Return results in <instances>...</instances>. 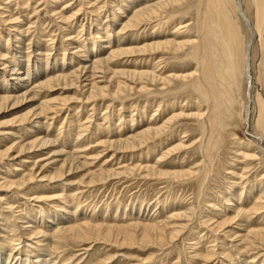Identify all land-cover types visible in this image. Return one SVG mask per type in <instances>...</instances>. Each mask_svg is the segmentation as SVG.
<instances>
[{
	"label": "rangeland",
	"instance_id": "rangeland-1",
	"mask_svg": "<svg viewBox=\"0 0 264 264\" xmlns=\"http://www.w3.org/2000/svg\"><path fill=\"white\" fill-rule=\"evenodd\" d=\"M240 1L249 23L254 22L257 28L256 14L264 18V0H260L259 10L253 0ZM125 2L0 0V55L5 56L0 64L6 63L0 69L23 73L30 66L25 81L28 88L12 86L10 77L0 76V95H10L11 90L17 92L11 96H20L26 90L34 92L33 98L0 111V153L12 148L6 159L0 158L5 161H0V246L4 247H0V264H246L252 258H256L254 264H261L264 244L259 240L264 235V229H260L264 226V209L246 212L253 204L264 203V19L259 32L255 29L249 87L243 76L249 34L236 14V0H182L142 23L143 30L121 31L120 21L130 13ZM141 2L134 0L133 5ZM121 9L124 14H120ZM113 18H120L119 22ZM143 25L146 31L151 26L157 28L154 34L165 31L163 39L174 38L183 45L180 49L168 47L136 57L115 58L106 67L117 73L154 71L168 82H152L146 77L135 81L111 72H91L95 75L92 77L88 71L76 83L61 82L40 91L31 88L40 80L59 73L70 75L76 68L77 73L95 59L105 58L117 49V40L118 48L142 44L147 36H153L151 31L144 32ZM107 32L109 45L104 43L108 41ZM98 39L104 43L101 49L91 46L99 43ZM93 83L97 88L105 87L104 91L93 90ZM44 101H50L51 107L38 119L40 126H31L32 132L23 128L28 124L9 122L28 110L32 113ZM246 108L248 126L244 124ZM164 122L166 130H161V137L150 139L146 146L132 150L111 145L150 124L154 128ZM34 136L53 144L20 153V147ZM55 170H62L63 178L51 182L48 178ZM23 175L25 180L34 178L21 185ZM257 191L262 192L261 201L254 199ZM228 218L235 220L225 228L214 227ZM238 223L243 225L240 229ZM243 227L253 234L238 245L239 239L233 234L244 236ZM174 228L178 234L171 239ZM259 231L262 233L254 236ZM159 233L161 241L157 240ZM144 235L153 241H144ZM208 247L215 252L212 258L197 256Z\"/></svg>",
	"mask_w": 264,
	"mask_h": 264
},
{
	"label": "bare ground",
	"instance_id": "bare-ground-1",
	"mask_svg": "<svg viewBox=\"0 0 264 264\" xmlns=\"http://www.w3.org/2000/svg\"><path fill=\"white\" fill-rule=\"evenodd\" d=\"M127 2H125L124 0H123V2H125V3H127L125 6H126V8L125 9H127V11L129 12L130 11V13L127 15V17L125 18V20L123 19V21H120V22H122V25H121V28H119V29H121V31H124V30H132V29H134V28H137L138 29V27H140L141 25H142V23H146V22H148L149 21V19L150 18H152V17H154V16H156V15H158V13L164 8V7H166L167 5H169V4H176V3H178V2H180V1H182V0H156L155 2L153 1V2H146V1H148V0H143L144 2H141V3H137V4H134L133 5V2H134V0H131V3L129 4V2H128V0H126ZM135 1H137V0H135ZM219 1V0H218ZM108 2V1H107ZM220 3V2H219ZM121 4H123V3H121ZM221 4V3H220ZM253 4H254V6H255V8L257 9V10H259L260 8H261V3H260V0H253ZM106 5V4H105ZM214 5V4H213ZM219 5V4H218ZM124 6V5H123ZM124 6V7H125ZM253 6V5H252ZM118 7V6H117ZM123 7V8H124ZM128 7V8H127ZM235 7H236V14H237V16H238V18L242 21V23L244 24V26L246 27V29H247V31H248V34H249V38H248V40H247V42H246V46H245V51H244V54H243V70H244V72H243V76H244V79H245V81H246V84L247 85H249V87H250V82H251V77H250V55H251V51H252V45H253V41L255 40V36L257 35L256 34V30L255 29H257V31L259 32V29H260V25H261V23H262V21H263V16L261 15V13H257L256 14V20H258V23H256L257 24V28H255L252 24L254 23H252V24H250L249 23V21H248V19L246 18V16H245V14H244V11H243V9H242V5H241V1L240 0H236V2H235ZM215 8V7H214ZM219 8H220V6H219ZM222 8V7H221ZM124 9V10H125ZM131 9V10H130ZM7 10V9H6ZM97 10H99V9H97ZM122 10V9H121ZM214 10V9H213ZM119 11V10H118ZM117 11V12H118ZM112 12V11H111ZM223 12V11H222ZM221 12V13H222ZM53 13V12H52ZM114 13H116V12H114ZM114 13L112 14V15H114ZM111 14V13H110ZM118 14V13H117ZM120 14H124V12H123V10L120 12ZM119 14V15H120ZM126 14V13H125ZM217 14V13H216ZM218 15V14H217ZM110 16V15H109ZM221 16V15H220ZM11 17V16H10ZM113 17V16H112ZM111 18V17H110ZM114 19V18H113ZM119 19L120 18H115L114 20H112V21H114V22H119ZM107 20V19H106ZM239 21V20H238ZM111 22V21H110ZM113 22V23H114ZM224 22V21H223ZM113 23H111V25H113ZM93 24V23H92ZM105 25V24H104ZM103 25V26H104ZM118 25H119V23H118ZM158 25V24H157ZM232 25V24H231ZM101 26V25H100ZM99 26V27H100ZM107 26V29L109 28L108 27V24L106 25ZM115 26H117V24H115ZM145 25H143V27H144ZM102 27V26H101ZM100 27V28H101ZM113 28H114V26H112ZM152 27V26H151ZM150 27V30H149V28H147L149 31H151L150 33H151V35H153V36H147L146 38H145V40H142L143 42H142V44H140V45H138V46H133V47H125V48H118L119 46H120V42H119V40H117L116 42H114V45H115V47H117V49L116 50H112V51H110L108 54H107V56L105 57V58H97V59H95V61L91 64V65H89L88 67H86V66H83V67H85V68H82V66H79V68H82L81 70H79V72H77L76 73V69L74 70L75 72H72V71H70L71 72V74L70 75H66V76H61L62 75V73H59L60 74V76L61 77H59L58 75L57 76H53L54 78H50V77H46L47 79H44V80H40V82H37L38 80L36 79V82H37V84L35 85L34 84V86L33 87H31V88H35L34 90H43V89H47V90H49V89H51L52 88V86H53V84H61V82H63L65 85H67V83H72L73 81L76 83V81L75 80H80L81 78L80 77H82V75L83 76H85V75H87L89 72L88 71H90V73L91 72H95V73H100V74H107V73H110L111 71H108V66L106 67V64L108 63H110L109 62V60H112V59H115V58H119V57H128V56H133V55H135V57H136V55H142V54H145V53H151V52H155V51H158V50H163V49H165V48H168V47H173V48H175V49H180V47L183 45L181 42H178V41H176V39H174V38H164L163 39V37L164 36H166V35H163V34H165V31H163L164 33L162 34V32L161 33H156V34H154V28H151ZM157 27V26H156ZM160 27V26H159ZM222 27V26H221ZM226 27V26H225ZM224 27V28H225ZM21 28V27H20ZM103 28V27H102ZM141 28V27H140ZM145 28V33L146 32H149V31H146V27H144ZM263 28V27H262ZM96 29H97V27H96ZM99 29V28H98ZM97 29V30H98ZM142 30H143V28H141ZM140 29V30H141ZM157 28H155V30H156ZM226 29V28H225ZM233 29V28H232ZM9 30H11V29H9ZM15 30H17V29H15ZM14 30V31H15ZM93 30V29H92ZM96 30V31H97ZM100 30V29H99ZM105 30H106V28H105ZM109 30V29H108ZM107 30V31H108ZM113 30V29H112ZM118 30V29H117ZM136 30V29H135ZM140 30H138V33L140 32ZM161 30V29H160ZM159 30V31H160ZM227 30V29H226ZM91 31V30H90ZM95 31V32H96ZM101 31H103V30H100L99 32L100 33H103V32H101ZM115 31V30H114ZM121 31H118V32H121ZM158 30H156V32H157ZM237 31H239V30H237ZM23 32V31H22ZM105 32V31H104ZM112 32V31H111ZM142 32V31H141ZM143 32V33H144ZM228 32V31H227ZM234 32V31H233ZM11 33V32H10ZM16 33H17V31H16ZM91 33V32H90ZM143 33L141 34V36L143 35ZM167 33V32H166ZM225 33H226V31H225ZM240 33V32H239ZM239 33H237V34H239ZM262 33V32H261ZM20 34V33H19ZM97 34V33H96ZM106 35H108V32L107 33H105ZM113 34V33H112ZM13 35H15V32H14V34ZM17 35V34H16ZM90 35V34H89ZM148 35V34H147ZM163 35V36H162ZM168 35V34H167ZM228 35V34H227ZM240 35V34H239ZM11 36V35H10ZM20 36V35H19ZM91 36H94L93 34L91 35ZM98 36V38L100 37L99 35H97ZM96 36V37H97ZM103 36V35H102ZM109 36V35H108ZM113 36V35H112ZM231 36V35H230ZM262 36V35H261ZM13 37V36H12ZM15 37V36H14ZM117 37V36H116ZM9 38V37H8ZM16 39H17V37H15ZM20 38L21 37H19V40H20ZM68 38V37H67ZM92 38V37H91ZM95 38V37H94ZM105 38V37H104ZM112 38V37H111ZM139 38H140V36H139ZM235 38V37H234ZM239 38V37H238ZM237 38V36H236V39H238ZM24 39V38H23ZM87 39H90V38H88L87 37ZM93 39V38H92ZM103 39V38H102ZM102 39L101 40H99V43H93V44H91V46H93V47H95V48H97L98 49V47H99V49H101V47H100V45L101 44H110V36L108 37V41L107 42H104V43H102ZM117 39H118V37H117ZM8 40V39H7ZM26 40V39H25ZM24 40V41H25ZM94 40H96V39H94ZM22 40H20V42H21ZM65 41V40H64ZM82 41H85V40H82ZM90 41H91V39H90ZM136 41H137V39H136ZM231 41H232V39H231ZM9 42H10V40H9ZM87 42V41H86ZM85 42V43H86ZM89 42V41H88ZM233 42V41H232ZM12 44H13V42H11ZM90 43V42H89ZM88 43V44H89ZM239 43V42H238ZM7 44V43H6ZM72 44V43H71ZM236 43H234V45H235ZM241 44V43H240ZM35 45V44H34ZM61 45H62V43H61ZM67 45V44H66ZM69 45V44H68ZM113 45V46H114ZM7 46H8V44H7ZM10 46V45H9ZM20 46V45H19ZM22 46H24V45H22ZM70 46V45H69ZM83 46H85L84 44H83ZM102 46V45H101ZM104 46V45H103ZM112 46V47H113ZM232 46H233V44H232ZM241 46V45H240ZM26 47V46H25ZM30 47V46H29ZM63 47V46H62ZM65 47V46H64ZM80 47V46H79ZM92 47V48H93ZM108 47V46H107ZM234 47V46H233ZM9 48V47H8ZM27 48H28V46H27ZM77 48V47H76ZM75 48V49H76ZM82 48V47H81ZM80 48V49H81ZM83 48H85V47H83ZM82 48V49H83ZM94 48V49H95ZM106 48V47H105ZM109 48H110V46H109ZM108 48V49H109ZM4 49V48H3ZM18 49V48H17ZM21 49V48H20ZM46 49H48V48H46ZM54 49V48H53ZM63 49V48H62ZM66 49V48H65ZM8 50H10V49H8ZM26 50V49H25ZM30 50V49H29ZM28 50V51H29ZM35 50V49H34ZM37 50V49H36ZM49 50V49H48ZM55 50V49H54ZM67 50V49H66ZM69 50V49H68ZM37 51H39V50H37ZM41 51V50H40ZM64 51V50H63ZM76 51H78V50H76ZM80 51V50H79ZM78 51V52H79ZM84 51V50H83ZM103 51V50H102ZM195 51H197V49H195ZM12 52V51H11ZM24 52V51H23ZM34 52V51H33ZM36 52V51H35ZM82 52V51H81ZM89 52V51H88ZM97 52V51H96ZM106 52V51H105ZM15 53V52H14ZM25 53H29V52H26L25 51ZM44 53H45V51H44ZM48 53V52H47ZM50 53V52H49ZM65 53V52H64ZM63 53V54H64ZM80 53V52H79ZM93 53V52H92ZM98 53V52H97ZM100 53H102V52H100ZM66 54V53H65ZM81 54V53H80ZM85 54V53H84ZM89 54H91V52L89 53ZM99 54V53H98ZM242 54V53H241ZM23 55V54H22ZM30 55V54H29ZM28 56V55H27ZM49 56V55H48ZM63 56V55H62ZM64 56H66V55H64ZM63 56V57H64ZM77 56V55H76ZM79 56V55H78ZM83 56V55H82ZM3 57H5V56H1L0 55V60L3 58ZM16 57H17V55H16ZM44 57V59H45V57H46V55H44L43 56ZM102 57V56H101ZM18 58V57H17ZM23 59H24V56L22 57ZM47 58V57H46ZM7 59V58H6ZM15 59V58H14ZM25 59H27V58H25ZM24 59V60H25ZM43 59V60H44ZM47 59H49V58H47ZM80 59V58H79ZM78 59V60H79ZM140 59V58H139ZM30 60V59H29ZM28 60V61H29ZM34 60V59H33ZM77 60V61H78ZM83 60V59H82ZM89 60V59H88ZM87 60V61H88ZM141 60V59H140ZM18 61L19 62H21V60H19L18 59ZM27 61V60H26ZM81 61V60H80ZM7 62V61H6ZM14 62H17V61H14ZM35 62V61H34ZM71 62V61H70ZM142 62V61H141ZM47 63H48V61H47ZM47 63H46V65H47ZM72 63H73V61H72ZM78 63H80V62H78ZM83 63V62H82ZM90 63V62H89ZM19 64V63H18ZM21 64V63H20ZM29 64V63H28ZM35 65H36V63H34ZM1 66H2V68L4 67V66H6V63L4 62V63H2L1 62V64H0ZM23 65H24V62H23ZM77 65V64H76ZM85 65V64H84ZM88 65V64H87ZM38 65H36V67H37ZM40 66V65H39ZM18 67V66H17ZM24 67V66H23ZM47 67V66H46ZM61 67H63V66H61ZM60 67V68H61ZM0 69V76H4V77H10L11 78V80H13L14 81V83H12L11 85L13 86H21V85H23V87L22 88H28V86L27 85H29V82H27V83H25V81H27L26 79L28 78V73H29V71H30V66L28 65V67H27V69H25V71L23 72V73H16L17 71H15L14 69H7V67L6 68H4V69ZM34 68V67H33ZM32 68V69H33ZM53 68V67H52ZM70 68V67H69ZM110 68V67H109ZM7 69V70H6ZM20 69V68H19ZM22 69V68H21ZM40 69V68H39ZM54 69V68H53ZM61 69H63V68H61ZM67 69V68H66ZM119 69V68H118ZM4 70H6V71H4ZM34 70V69H33ZM37 70V69H36ZM42 70V69H41ZM43 70H44V68H43ZM120 70V69H119ZM134 70V69H133ZM151 70H153V69H151ZM47 71V70H46ZM51 71V70H50ZM56 71V70H55ZM59 71V70H58ZM120 71H122V70H120ZM138 71V70H137ZM139 71H141V70H139ZM22 72V71H21ZM39 72H41L40 70H38L37 71V73L38 74H40ZM63 72H65V71H63ZM131 72V71H130ZM135 72H136V70H135ZM34 74H35V72H33ZM43 73V72H42ZM111 73H113V74H115V73H117L116 71L115 72H113V70H112V72ZM31 74H32V72H31ZM37 74V75H38ZM54 74H56V72L54 73ZM77 74H78V76H77ZM92 75V77L93 76H95V75H93L94 73H91ZM112 74V75H113ZM118 75L117 76H122V77H127V78H129V79H133V80H135V79H142V78H145L146 77V80H150V81H159V82H161L162 84H164V83H166V82H168L167 81V79L166 78H161L160 77V75H157L154 71H151L150 73H147V71L146 72H141V73H129V72H119V73H117ZM44 75V74H43ZM64 75V74H63ZM116 75V74H115ZM32 76V75H31ZM52 76V75H51ZM39 77V76H38ZM86 77V76H85ZM88 77V76H87ZM114 77V76H113ZM2 78V77H1ZM30 78V77H29ZM34 78V77H33ZM35 78H36V76H35ZM90 78V77H89ZM102 78V77H101ZM5 79H7V78H5ZM9 79V78H8ZM102 79H104V78H102ZM34 80V79H33ZM100 80V79H99ZM2 81V80H1ZM0 81V82H1ZM4 82H5V80H3ZM7 81V80H6ZM9 81V80H8ZM35 81V80H34ZM135 81H137V80H135ZM11 82V81H10ZM7 83V82H6ZM33 83V82H32ZM94 85H91L92 86V88H93V90H96V91H99V93L101 92H103L104 91V89H105V87H103V88H97L96 86H95V83H93ZM54 85V86H55ZM77 85V84H76ZM1 86V85H0ZM10 86V85H9ZM8 86V87H9ZM119 86V85H118ZM119 87H121V86H119ZM118 87V88H119ZM208 87V86H207ZM6 88H7V86H6ZM6 88H5V90H6ZM19 88V87H18ZM17 88V89H18ZM75 88V87H74ZM92 88H90V90L92 89ZM116 88V87H115ZM142 88V87H141ZM144 88V87H143ZM1 89V88H0ZM3 89V88H2ZM209 90V89H208ZM2 91H4V90H2ZM7 91H9V90H7ZM6 91V92H7ZM15 90H11L10 91V95H5V94H1L0 95V111H2V110H5V109H7L8 107H10V106H12V107H14V106H16L17 104H20L21 102H24V101H27V100H29L30 98H33V95H34V92H28V90H26L23 94H21L20 96H18V95H16V96H11V93L12 92H14ZM207 91V90H206ZM210 91V90H209ZM95 92V91H94ZM94 92L91 90V94L93 93L94 94ZM14 93H17V92H14ZM14 93H12V94H14ZM9 94V93H8ZM18 94H20V93H18ZM36 94H37V92H36ZM35 94V95H36ZM15 95V94H14ZM86 97V96H85ZM31 101V100H30ZM50 104H51V102L50 101H44V102H41V103H39L38 105H36V106H38V107H35V109L33 110V112L31 113V111H29L28 110V112L26 113V114H23V115H21V116H18L17 118H14L13 120H10L9 122L12 124V123H14L15 121L17 122V123H19V125H24V124H28V125H30V126H26L25 125V127H23L24 129H28L29 131H31L32 129H31V126H33V125H39V123H40V121H38V119H40V117H41V115H42V113L43 112H45V111H47V110H49L50 108L49 107H51L50 106ZM248 106V105H247ZM34 107V106H33ZM61 107V106H60ZM52 109V108H51ZM52 111V110H51ZM50 112V111H49ZM56 114V113H55ZM160 116V115H159ZM200 116V115H199ZM43 117V116H42ZM36 119V120H34V121H32V122H29L31 119ZM44 118V117H43ZM155 119V118H154ZM122 120V119H121ZM152 120V119H151ZM169 121H171V120H168V122ZM156 122V121H155ZM154 122V123H155ZM141 123V122H140ZM152 123V122H151ZM166 122H164L161 126H157V127H154V128H150L151 127V124H150V127H147V128H145V129H142V130H140L139 132H136V133H132L131 135H129V137L128 138H125V140L123 139V140H121V141H118V142H114L113 144H111V145H113V146H119V147H122V148H120V149H135V148H140V147H142V146H146V145H148V142H149V140L150 139H154V138H158V137H161L160 135V133H161V130L162 129H165L164 128V124H165ZM142 124V123H141ZM244 124H245V126H248V124H249V117H248V110H247V108L245 109V117H244ZM139 125V124H138ZM35 126V127H36ZM40 126V125H39ZM38 127V126H37ZM40 128V127H39ZM39 128H38V130H39ZM22 129V128H21ZM41 129V128H40ZM166 130V129H165ZM130 131V130H129ZM32 132V131H31ZM42 133H43V131H42ZM34 134V133H33ZM44 135V134H43ZM47 135V134H46ZM45 135V136H46ZM41 136V135H40ZM79 137H81L80 136V134L78 135ZM35 137V136H34ZM68 137V136H67ZM258 137V136H257ZM260 137V136H259ZM77 139V138H76ZM82 139V138H81ZM257 139V138H256ZM48 140V139H47ZM45 138H38V137H35V139H33V140H31V142H29L30 141V139L28 140V142L29 143H27V144H25V145H22L21 147H20V153H22V152H25V151H30V150H32L33 148H45V147H50L49 146V144H51L50 142H48ZM79 140V139H78ZM155 140V139H154ZM259 140H261V138H259ZM20 144H22V142L20 143ZM53 144V143H52ZM38 148V149H39ZM78 148V147H77ZM156 148V147H155ZM173 148V147H172ZM263 148V147H262ZM12 148H9L8 150H6L3 154H1L0 153V158H3L4 156H5V159H6V155L9 153V151L11 150ZM152 151L154 150V147L153 148H150ZM174 149V148H173ZM169 151V150H168ZM264 151V150H263ZM27 153V152H26ZM169 153V152H168ZM3 155V156H2ZM10 155V154H9ZM161 155V154H160ZM258 156L259 155H257V157L256 158H258ZM7 157H8V155H7ZM260 157V156H259ZM162 159V158H161ZM0 161H3V160H0ZM8 161V160H7ZM3 162H5V161H3ZM7 163V162H6ZM0 165H2V164H0ZM3 166H6V164L5 165H3ZM12 166H13V164H12ZM12 166H10V167H12ZM63 166V165H62ZM72 166H74V165H72ZM15 167V166H14ZM13 168V167H12ZM43 168V167H42ZM48 169V168H47ZM264 170V169H263ZM56 171V170H55ZM62 170H60V171H56V172H54L55 174L53 175V173H52V176L51 175H49V176H51V178H48V180L50 181L51 180V182H52V180H57V179H61V178H63L62 177V175H63V173L61 172ZM70 171V170H69ZM232 173H234V172H232ZM263 173V172H262ZM31 174V173H30ZM29 174V175H30ZM65 175V174H64ZM28 176V175H27ZM23 177H24V175H23ZM44 177V176H43ZM21 178V177H20ZM34 177L32 176V178H31V176H28V180H25V177H24V179H23V183L21 184V185H24V183L27 181V182H29L31 179H33ZM41 179H42V177H41ZM20 181H21V179H20ZM19 181V182H20ZM46 181H47V179H46ZM102 181V180H101ZM12 182V181H11ZM260 182V181H259ZM8 184V183H7ZM17 185V186H21V185ZM262 184V183H261ZM12 185V184H11ZM255 185H256V183H255ZM10 186V185H9ZM22 187H24V186H22ZM22 187H20V188H22ZM46 187V186H45ZM263 187V184H262V186L261 185H258V188H262ZM250 188H252V187H250ZM257 188V189H258ZM51 189H53V188H51ZM55 189V188H54ZM262 189H264V187L262 188ZM244 190V189H243ZM33 191V190H32ZM242 191V190H241ZM263 192H264V190H262ZM258 192V196L257 197H255L254 199L255 200H257L258 198H259V196L262 194V192L261 191H257ZM256 192V193H257ZM244 194H246V192H244ZM251 194H252V196H253V193L252 192H250V196H251ZM248 195H249V193H248ZM232 198V197H231ZM242 198V197H241ZM253 198V197H252ZM36 199H37V197H36ZM237 199V198H236ZM238 199H239V197H238ZM246 199V198H245ZM248 199V198H247ZM261 199H262V197H260L258 200L259 201H261ZM223 200V199H222ZM243 200V199H242ZM224 201H226L225 200V198H224ZM238 201V200H237ZM235 202V201H234ZM251 202V201H250ZM236 203V202H235ZM230 204V203H229ZM244 204V203H243ZM256 204V203H255ZM255 204H253L252 205V208H249V211H247L246 213H248V212H251V211H255V212H257V211H260V209H264L263 208V204L264 203H259V204H257V205H255ZM225 205V204H224ZM227 205H228V203H227ZM246 205V204H245ZM251 205V204H250ZM226 206V205H225ZM229 206V205H228ZM236 206H237V204H236ZM241 206H243V205H241ZM32 207V206H31ZM218 207V206H217ZM231 207V206H230ZM41 208V207H40ZM212 208V207H211ZM220 208V207H219ZM227 208V207H226ZM236 208V207H235ZM215 209V208H214ZM230 208H228V210H229ZM231 209H233V208H231ZM244 209V208H243ZM235 210V209H234ZM246 210V209H245ZM62 211V210H61ZM67 211V210H66ZM212 211V210H211ZM215 211L216 212H220V210L218 209V208H216L215 209ZM238 211V210H237ZM240 211V210H239ZM242 211V210H241ZM244 211V210H243ZM242 211V212H243ZM63 212V211H62ZM70 212V211H69ZM68 211H67V213H69ZM241 212V213H242ZM245 212V211H244ZM261 212V211H260ZM28 213H30V211L28 212ZM64 213V212H63ZM239 213V212H238ZM251 213H253V212H251ZM250 213V214H251ZM46 214V212L44 213V215ZM62 214V213H61ZM240 214V213H239ZM257 214V213H256ZM255 214V215H256ZM29 215V214H28ZM69 215V214H68ZM71 215V214H70ZM212 215V214H211ZM259 215V214H258ZM263 215V214H262ZM35 216V215H34ZM34 216H33V219H34ZM46 216H48L47 214H46ZM213 216V215H212ZM211 216V217H212ZM218 216H219V214H218ZM223 216V215H222ZM221 216V217H222ZM238 216V215H237ZM251 216V215H250ZM23 217V216H22ZM21 217V218H22ZM40 217V216H39ZM54 217V216H53ZM176 217H180V216H178V215H176ZM209 217H210V215H209ZM20 218V219H21ZM36 218V217H35ZM48 218H50V217H48ZM64 218V217H63ZM67 218V217H66ZM213 218V217H212ZM215 218V217H214ZM225 218V217H224ZM249 218V217H248ZM263 218V217H262ZM261 218V219H262ZM32 219V220H33ZM56 219V218H55ZM210 219V218H209ZM247 219V218H246ZM25 220V219H24ZM39 220V219H38ZM48 220V219H47ZM52 220V219H51ZM66 220V219H65ZM213 220V219H212ZM233 220H235L234 218L232 219H225V220H223V222L221 223V222H218V223H220V224H218L217 226H214L215 228L216 227H218L219 229L221 228V227H224V225H227V224H231L232 223V221ZM21 221H23V220H21ZM34 221V220H33ZM42 221V220H41ZM69 221V220H68ZM30 222V221H29ZM32 222V221H31ZM35 222V221H34ZM48 222H49V220H48ZM50 222H52V221H50ZM53 222H54V219H53ZM56 222V221H55ZM246 222H248V220L246 221ZM38 223V222H37ZM34 224V223H33ZM40 224V223H39ZM38 224V225H39ZM42 224H43V222H42ZM41 224V225H42ZM47 224V223H46ZM48 224H50V223H48ZM263 224H264V222H263ZM15 225V224H14ZM26 225V224H25ZM28 225H30V224H28ZM85 225H87V224H85ZM0 226H1V224H0ZM24 226V225H23ZM34 226V225H33ZM243 226V225H242ZM241 226V224L240 223H238L237 224V229L239 228L240 229V227H242ZM246 226V225H245ZM13 227V226H12ZM15 227V226H14ZM18 227V226H17ZM21 227H22V225H21ZM54 227V226H53ZM90 227V226H89ZM92 227V226H91ZM263 227V228H262ZM260 229H264V226H262ZM93 229H96L97 227H92ZM225 228V227H224ZM223 228V229H224ZM211 229H213V228H211ZM242 229V231H244L245 232V234H244V236H242V235H237L238 234V232H235L234 234H233V236H235V238H238L239 239V243H238V245L240 244V243H242L243 241H248V239L247 238H251L250 237V235H252L253 233H252V230H248V228H246V227H243V228H241ZM11 230H15V229H11ZM20 230V229H19ZM23 230V229H22ZM30 230V229H29ZM32 230H34L33 228H32ZM31 230V231H32ZM39 230V229H38ZM56 230H58V228L56 229ZM80 230V229H79ZM78 230V231H79ZM146 230H148V231H151V228H147ZM2 231H3V228H2ZM21 231V230H20ZM30 231V232H31ZM162 231V230H161ZM178 230L176 229V228H174L173 229V231H172V236H171V239L172 238H174L175 237V234H178V232H177ZM215 231V230H214ZM216 231H217V229H216ZM233 231V230H232ZM1 232V231H0ZM5 232H7V231H4V233ZM8 232H10L11 234H12V232L11 231H9L8 230ZM15 232V231H14ZM33 232V231H32ZM35 232V231H34ZM38 232L39 231H37V234H38ZM42 232V231H41ZM212 232V231H211ZM222 232V231H221ZM224 232V231H223ZM229 232V231H228ZM26 233H29L28 231L26 232ZM161 233H163V231L161 232ZM161 233H159V234H156V235H158V238H157V240L158 241H161V239L163 238L162 237V234ZM231 233V232H230ZM262 232L261 231H259V232H257V233H255L254 234V236H258V235H260ZM7 234V233H6ZM20 234V233H19ZM22 234H23V232H22ZM32 234H34V233H32ZM43 234V233H42ZM1 235H3L4 236V234L2 233ZM18 235V234H17ZM35 235H36V232H35ZM44 235V234H43ZM218 235V234H217ZM227 235V234H226ZM229 235H231V234H229ZM3 236H2V239H3ZM19 237H20V235H18ZM24 236V235H23ZM26 236H27V234H26ZM26 236H24V237H26ZM262 236V235H261ZM17 237V236H16ZM30 237H31V235H30ZM40 237V236H39ZM43 237V236H42ZM129 237V240L131 241V236H129V234H127L126 235V238H128ZM144 237H145V240L144 241H146V242H151V241H153L152 239H150V237L148 236V235H144ZM217 237V236H216ZM23 238V237H22ZM21 238V239H22ZM36 238H37V236H36ZM35 238V239H36ZM126 238H125V240H126ZM233 238V237H232ZM234 238V239H235ZM254 238V237H253ZM6 239V238H5ZM8 239V238H7ZM19 239V238H18ZM24 239V238H23ZM28 239V238H27ZM241 239H242V242H241ZM15 240V239H14ZM13 240V241H14ZM28 240H30V239H28ZM233 240V239H232ZM25 241V240H24ZM43 241V240H42ZM28 242V241H27ZM124 242H126V241H124ZM259 242H261L262 244H264V235H263V237H261V239L259 240ZM10 243V242H9ZM24 243V242H23ZM37 243V242H36ZM41 243H43V242H41ZM27 244V243H26ZM38 244V243H37ZM36 244V245H37ZM249 244L250 245H252V244H254V242L253 241H249ZM4 245V244H3ZM39 245V244H38ZM40 245H42V244H40ZM45 245V244H44ZM234 245V244H233ZM232 245V246H233ZM231 246V247H232ZM0 247H2V246H0ZM10 247V246H9ZM30 247V246H29ZM44 247V246H43ZM3 249H4V247H2ZM233 248H235L234 246H233ZM40 249V248H39ZM42 249V248H41ZM238 249V248H237ZM36 250H38V249H36ZM43 250V249H42ZM197 250V249H196ZM212 250L213 249H210V247H208V248H206L205 249V253H201L200 251H199V253H198V257L199 256H201V258H203V259H206V260H209L210 258H212L214 255V253L212 252ZM240 250V249H239ZM32 252V251H31ZM195 252V251H194ZM197 252H198V250H197ZM242 252V251H241ZM46 253V252H45ZM11 254V253H10ZM37 254V253H36ZM39 254H40V252H39ZM241 254V253H240ZM41 255V254H40ZM10 257V256H9ZM38 258V257H37ZM9 259V258H8ZM7 259V260H8ZM258 259V258H257ZM46 260V259H45ZM256 260V258H252L251 259V261H249V262H247L246 264H254V261ZM40 261V260H39ZM23 262V261H22ZM245 262V261H244ZM262 263L261 264H264V261H261ZM19 263V262H18ZM17 263V264H18ZM23 263H25V262H23ZM42 263V262H41ZM44 263V262H43ZM9 264H12V263H9ZM21 264V263H20ZM241 264H242V262H241Z\"/></svg>",
	"mask_w": 264,
	"mask_h": 264
}]
</instances>
